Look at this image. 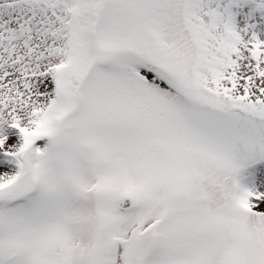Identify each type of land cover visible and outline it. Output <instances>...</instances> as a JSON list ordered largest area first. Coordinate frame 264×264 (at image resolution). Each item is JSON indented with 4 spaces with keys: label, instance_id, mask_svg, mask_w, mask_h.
Here are the masks:
<instances>
[{
    "label": "snow or ice",
    "instance_id": "obj_1",
    "mask_svg": "<svg viewBox=\"0 0 264 264\" xmlns=\"http://www.w3.org/2000/svg\"><path fill=\"white\" fill-rule=\"evenodd\" d=\"M257 14L0 0V264H264Z\"/></svg>",
    "mask_w": 264,
    "mask_h": 264
},
{
    "label": "rangeland",
    "instance_id": "obj_2",
    "mask_svg": "<svg viewBox=\"0 0 264 264\" xmlns=\"http://www.w3.org/2000/svg\"><path fill=\"white\" fill-rule=\"evenodd\" d=\"M256 22H258L257 31L261 33V38L264 39V17H261L260 14H257ZM18 131V130H16ZM47 140L37 141L35 147H42ZM9 157H5V160H9ZM261 169H264V162H261L257 165H254L251 169L245 170V175L249 176L248 184L252 186L253 182L257 188L264 190V187L261 185V177L264 173L261 172ZM251 174V175H250Z\"/></svg>",
    "mask_w": 264,
    "mask_h": 264
}]
</instances>
